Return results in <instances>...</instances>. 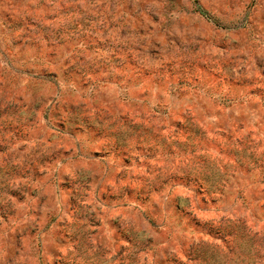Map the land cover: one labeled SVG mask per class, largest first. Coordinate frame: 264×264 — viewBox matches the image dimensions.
I'll return each mask as SVG.
<instances>
[{
    "label": "clouds",
    "instance_id": "obj_1",
    "mask_svg": "<svg viewBox=\"0 0 264 264\" xmlns=\"http://www.w3.org/2000/svg\"><path fill=\"white\" fill-rule=\"evenodd\" d=\"M0 264H264V0H0Z\"/></svg>",
    "mask_w": 264,
    "mask_h": 264
},
{
    "label": "rangeland",
    "instance_id": "obj_2",
    "mask_svg": "<svg viewBox=\"0 0 264 264\" xmlns=\"http://www.w3.org/2000/svg\"><path fill=\"white\" fill-rule=\"evenodd\" d=\"M220 154H221V155H224V153H220ZM249 223H253V221L250 220Z\"/></svg>",
    "mask_w": 264,
    "mask_h": 264
}]
</instances>
